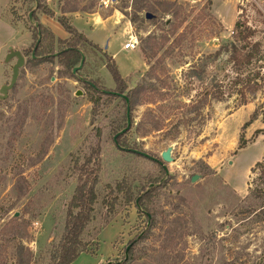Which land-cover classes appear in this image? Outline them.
<instances>
[{"label": "rangeland", "instance_id": "374dc122", "mask_svg": "<svg viewBox=\"0 0 264 264\" xmlns=\"http://www.w3.org/2000/svg\"><path fill=\"white\" fill-rule=\"evenodd\" d=\"M44 1L38 9L35 0H0V46L14 38L10 47L25 58L0 101V264H57L74 191L91 188L95 176L97 201L80 239L94 250L101 226L119 222L100 232L92 260L112 257L122 231L110 264H264L263 199L249 196L250 185L264 192V179L251 173L264 159V134L251 139L264 129V0H60L56 21L115 14L113 35L139 42L134 51L112 44L113 59L88 40L75 45L77 37L53 34L62 41L55 54L75 47L84 56L74 73L81 60L69 68L57 55L32 57ZM237 21L261 46L263 59L247 71L230 61L240 46ZM7 53L0 51V88L15 64L4 62ZM109 92L131 98L124 134L127 105ZM242 134L252 141L238 150ZM169 146L173 162L164 163ZM121 183L146 196L147 215L121 195L107 214L102 202Z\"/></svg>", "mask_w": 264, "mask_h": 264}, {"label": "trees", "instance_id": "16d2710c", "mask_svg": "<svg viewBox=\"0 0 264 264\" xmlns=\"http://www.w3.org/2000/svg\"><path fill=\"white\" fill-rule=\"evenodd\" d=\"M36 8L39 9L40 3L38 0H35ZM45 15L49 17H53V13L50 10H44ZM16 15V14H14ZM15 19L20 21L21 18L16 16ZM34 17L32 18V20ZM36 22H39L36 19ZM59 25L66 31V33L72 37H77V39L73 40L75 45H78L80 42H87L86 38L79 34L68 21V19L64 16L57 19ZM36 38L37 42L33 48L32 54L36 57H43L45 59L54 58L57 55V59L59 60L61 65L65 67H73L75 63H78L82 59V54L75 47H69L68 49L61 51L55 54V45L59 46L62 44L61 40L55 41L54 35L44 28L41 24L37 23L35 26ZM234 31L236 33V41L240 45L239 48L233 46L231 51L233 56L230 61L233 64L241 66L244 68V71H247L253 61H261L263 58L260 56V44L258 42H251V37L254 35L253 31L250 28L246 27L240 21H237L234 25ZM112 63V62H111ZM110 63V64H111ZM110 74L116 84H120L122 89H125V85L123 84L122 77L116 67L112 64L110 65ZM258 77V74L255 75ZM243 85L248 87L252 82L248 78V74L244 76L241 80ZM92 89L96 91L94 86H91ZM143 91L142 88L138 87L137 89L132 90V95H136L137 93H141ZM108 98L117 99L120 98L118 93H105ZM244 96V93L242 94ZM128 99L129 107L132 108L131 98L126 96ZM124 103L127 105L125 99H122ZM130 101V102H129ZM95 103V102H93ZM153 127L152 129H158V122L151 121L150 122ZM248 124L243 126V129L247 127ZM264 134L263 130H257L254 133V136L251 138L252 140L257 138L258 135ZM251 140V141H252ZM250 140H245L243 134L239 138L238 150H242L246 148ZM250 141V142H251ZM78 161H76V164ZM98 172V170H97ZM259 172L258 179H264V159L260 162H257L254 167L251 169V173ZM98 184L97 176H95L92 180V187L87 189V183L80 184L74 191V195L72 197L69 212L67 214V221L65 225L66 233L62 239L60 246V255L58 256L57 264H72L78 255L82 252L88 253L91 256H96V251L98 244H95L94 250H91V245H87L82 242L80 236L86 229L88 222L91 219V214L93 213V207L97 201V196L94 192V187ZM111 187L107 186V189ZM116 196L112 198L111 202L107 203L106 200H103L102 204L106 207V211L108 215H113L115 213V208L117 206V199L121 195L124 206L132 205L138 201L135 206L140 213L147 215L146 210L142 209V201L146 197L145 195L137 198L134 196V193L129 187H126L125 184L121 183L115 187ZM112 193V190L111 192ZM151 192H148V194ZM249 196L250 198H262L263 199V211H264V192L260 189H252V186L249 187ZM77 211V213H74ZM131 245V244H130ZM131 248L128 250V254H130ZM110 264V263H109Z\"/></svg>", "mask_w": 264, "mask_h": 264}, {"label": "crops", "instance_id": "0c3cea01", "mask_svg": "<svg viewBox=\"0 0 264 264\" xmlns=\"http://www.w3.org/2000/svg\"><path fill=\"white\" fill-rule=\"evenodd\" d=\"M59 3H60V0H45L44 1V5L50 11L53 9L52 7L54 6H57L58 8ZM65 16L71 17L70 22H72V27L79 34H82L86 38V40L91 42L96 47L100 48L103 52H107L108 55L111 56L113 59L115 57V54H111L109 52L110 46H112V44H115V45L117 43L121 44L120 51H125V50H122V46L128 39L123 42L121 41V38L114 36L112 33L117 28V23H119V18H117L115 14L106 15L104 17L98 16L99 21L96 20V18L90 19L91 21H93L92 22L93 25L91 24L90 20L86 21V20L76 18L72 16L71 13H66ZM38 20H39L38 23L41 24L43 27L47 28L52 34L56 36V38H59L61 40H64L67 38L68 34L54 18L41 14ZM13 40L14 38L8 39L6 41L4 40V42L0 46V51H3L4 53L6 51L8 52V48L10 46H13L12 45ZM104 46H105V50H104ZM117 219L118 217L116 216L115 218L112 219V221L106 224H103L101 226V228L98 230V233L96 235V241H97L96 243L99 244L98 235L100 234V232L102 233L105 229H107V227L111 226L114 222H119ZM123 229H124V225H122V230ZM121 232L122 231H120V233ZM118 236L116 237V239L118 238ZM115 241H113V244H112L113 255L112 257H109L108 260H102L101 258H99L97 261L92 260V258L96 257L98 254L99 247H100L98 245L96 256H91L88 253L82 252L78 255V257L72 264H78V263L79 264H109L110 260L117 257L118 255L116 248L114 246Z\"/></svg>", "mask_w": 264, "mask_h": 264}, {"label": "water", "instance_id": "95a60500", "mask_svg": "<svg viewBox=\"0 0 264 264\" xmlns=\"http://www.w3.org/2000/svg\"><path fill=\"white\" fill-rule=\"evenodd\" d=\"M153 17L154 16L149 14V13L145 14V18L147 20H151V19H153ZM32 57H33V54H32ZM12 59H15V64L12 66V69H11L10 82H9V84L3 85L0 88V101H3L4 99H6L8 92L15 86L17 78H18V75H19V71L24 66V63H25V58L23 57L21 52L17 51V50H14L12 47H9L8 48V53H7V56H6V59L4 60V62L7 63V62H9ZM83 63H84V56L82 55V59H81L80 65H79V67L73 69V73L77 69H80L82 67ZM78 95H80V94H78ZM119 97L121 99H125V101L127 103V109H126L127 126L121 132V134H124L130 128V116H129L130 113H129V108H128V99L124 95H119ZM172 151H173V147L172 146L167 147L166 150L163 151L160 154L161 161L164 162V163H172L173 162ZM133 152L135 154H137V155H140V156L144 157V158H149V156L147 154H144L142 152H137V151H133ZM196 180H197L196 176H193L191 178V182L192 183L195 182Z\"/></svg>", "mask_w": 264, "mask_h": 264}, {"label": "built area", "instance_id": "2783aa9c", "mask_svg": "<svg viewBox=\"0 0 264 264\" xmlns=\"http://www.w3.org/2000/svg\"><path fill=\"white\" fill-rule=\"evenodd\" d=\"M106 4V3H104ZM139 42L136 36H130L128 40L123 44L122 50L134 51L138 48Z\"/></svg>", "mask_w": 264, "mask_h": 264}]
</instances>
